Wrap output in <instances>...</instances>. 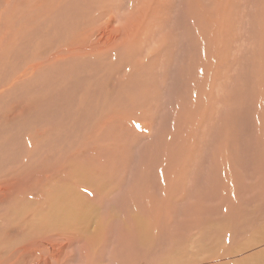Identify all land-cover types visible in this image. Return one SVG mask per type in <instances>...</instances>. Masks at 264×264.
<instances>
[{
    "label": "bare ground",
    "instance_id": "bare-ground-1",
    "mask_svg": "<svg viewBox=\"0 0 264 264\" xmlns=\"http://www.w3.org/2000/svg\"><path fill=\"white\" fill-rule=\"evenodd\" d=\"M87 3L0 5V264H264V0Z\"/></svg>",
    "mask_w": 264,
    "mask_h": 264
},
{
    "label": "rangeland",
    "instance_id": "rangeland-1",
    "mask_svg": "<svg viewBox=\"0 0 264 264\" xmlns=\"http://www.w3.org/2000/svg\"><path fill=\"white\" fill-rule=\"evenodd\" d=\"M2 1H4L5 2V0H0V5L1 6H3L4 5V2L2 3ZM46 2H47V8L46 9H53L54 10V8L56 7V6H59V2L61 1V0H45ZM56 1V2H55ZM78 1H87L88 3H90L91 1H93V0H78ZM234 3H236L237 4V0H232ZM87 3V4H88ZM224 9H232V11L234 10L232 7H231V5H229L228 7L226 6V4H225V8ZM159 17V16H158ZM157 17V18H158ZM157 18L155 19V23L153 22L152 23V25L150 26V28H149V32L151 31V35H152V38H153V42L157 39V38H159V36L161 35V34H163L164 32H165V30H166V32L168 31H170L169 33L167 32V36H173V37H175V36H177V34H178V32H177V30H175V31H172V33H171V27H172V21L173 20H170V21H166L165 19H164V25H165V27H164V25L161 23L162 21H163V19H162V21H157ZM170 24H169V23ZM228 24H230V26H231V23H228ZM119 24L118 23H114L113 24V27L115 26V27H117ZM169 25H170V27H169ZM153 26V27H152ZM161 26V27H160ZM158 27V28H157ZM229 27V26H228ZM227 27V30H229V33L227 34L226 33V36H225V38H223V37H221V43H223L222 44V46H220V49L221 50H223L222 52H223V55H222V57H221V59H220V62H221V64H219V65H217L216 66V69L218 70V72L220 71V70H222L223 72L221 73V76L223 75V74H227V71H226V65L229 63V62H231L232 61V59L233 58H235V56H232V55H235V53L234 54H232L233 52H231V51H228L229 53H227L226 54V56H225V54H224V50L225 49H228V50H231L232 48H234L235 47V45L233 44V41H231L232 39H233V34L235 33V31H234V29L232 28L231 29V27H229L228 28ZM151 29V30H150ZM160 30V31H159ZM231 30H233V31H231ZM157 31H159V32H157ZM162 31V32H161ZM152 32H154V33H152ZM228 32V31H227ZM232 33V34H231ZM172 34V35H171ZM153 35H154V37H153ZM228 35H230V37L228 36ZM228 36V37H227ZM50 37V36H49ZM224 40L225 41H228V43H225L224 42ZM57 41V39L56 38H52V39H50V42H53L52 44H50V50L53 48V46H55L56 45V42ZM225 44V45H224ZM227 45H228V47H227ZM230 45V46H229ZM52 47V48H51ZM40 49V47H38L37 48V50H39ZM22 53H24V52H22ZM227 55H228V57H227ZM224 56V57H223ZM226 58V59H225ZM230 58H232V59H230ZM224 62H223V61ZM226 60V61H225ZM6 61H8V58L6 59V58H4V59H2L1 60V62L2 63H0V68H1V70H0V74L2 73V71L5 73L6 71H4L5 69H6V66H5V62ZM3 64V65H2ZM222 66V67H221ZM224 66V67H223ZM222 69H221V68ZM225 68V69H224ZM234 68V67H233ZM90 68L88 67V71L90 72V70H89ZM215 69V72H214V74L217 72V70ZM224 69V70H223ZM234 69H236V68H234ZM87 71V72H88ZM88 72V73H89ZM113 75V73L112 72H105V71H102L100 74H104V75H106V76H109L110 77V75L111 74ZM112 75H111V77L109 78L108 77V79H107V82L109 81V79H112V82L114 81V79L115 78H120L119 76L118 77H116L117 75H115V78L114 77H112ZM216 75V74H215ZM100 76V75H99ZM117 80V79H116ZM116 80L114 81V83H116ZM113 83V84H114ZM218 85H219V83H218ZM110 88H112V85L110 84ZM214 89V88H213ZM161 94H163V92L161 93ZM155 99L153 100V103H154V101L157 99V95L155 94V97H154ZM5 107H7L5 104L3 105V107H2V110H4L5 111ZM138 108H140V107H138ZM1 109V108H0ZM43 240H45V241H48V240H50V234H49V237H47V238H44ZM50 243H49V253H45V254H43V255H41V257L43 258V259H46V260H49V264H55V262H53L52 263V258L51 257H53V255H54V257L55 256H57L58 254H60L59 255V258H60V260H59V264H60V262H61V264H77L76 262V259H74V258H72V257H70V256H73L74 255V252H76L77 251V244L76 243H71V242H54V241H49ZM62 243V244H61ZM57 244V245H56ZM69 244V245H68ZM51 245V246H50ZM54 245V246H53ZM71 246V247H70ZM65 248V249H64ZM55 249H57V250H55ZM60 250V251H59ZM62 250V251H61ZM23 251V250H22ZM57 252V253H56ZM50 254V255H49ZM44 256V257H43ZM51 256V257H50ZM67 256V257H66ZM46 257V258H45ZM74 257L76 258V256L74 255ZM68 259H69V261H68ZM66 260V261H65ZM37 263V262H36ZM35 263V264H36ZM34 264V263H33Z\"/></svg>",
    "mask_w": 264,
    "mask_h": 264
}]
</instances>
